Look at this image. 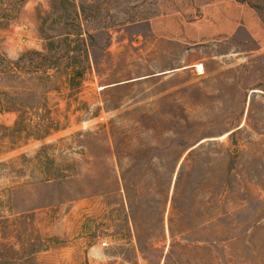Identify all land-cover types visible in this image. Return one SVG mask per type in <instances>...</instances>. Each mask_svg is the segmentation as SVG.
<instances>
[{
  "label": "rangeland",
  "instance_id": "obj_1",
  "mask_svg": "<svg viewBox=\"0 0 264 264\" xmlns=\"http://www.w3.org/2000/svg\"><path fill=\"white\" fill-rule=\"evenodd\" d=\"M0 264H264V0H0Z\"/></svg>",
  "mask_w": 264,
  "mask_h": 264
},
{
  "label": "bare ground",
  "instance_id": "obj_2",
  "mask_svg": "<svg viewBox=\"0 0 264 264\" xmlns=\"http://www.w3.org/2000/svg\"><path fill=\"white\" fill-rule=\"evenodd\" d=\"M196 67L200 73L203 72V66L201 64H197Z\"/></svg>",
  "mask_w": 264,
  "mask_h": 264
},
{
  "label": "built area",
  "instance_id": "obj_3",
  "mask_svg": "<svg viewBox=\"0 0 264 264\" xmlns=\"http://www.w3.org/2000/svg\"><path fill=\"white\" fill-rule=\"evenodd\" d=\"M106 243H103V245H105Z\"/></svg>",
  "mask_w": 264,
  "mask_h": 264
}]
</instances>
